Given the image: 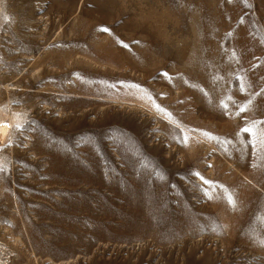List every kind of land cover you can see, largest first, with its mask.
<instances>
[{
	"label": "rangeland",
	"instance_id": "1",
	"mask_svg": "<svg viewBox=\"0 0 264 264\" xmlns=\"http://www.w3.org/2000/svg\"><path fill=\"white\" fill-rule=\"evenodd\" d=\"M0 114V264H264V0H0Z\"/></svg>",
	"mask_w": 264,
	"mask_h": 264
},
{
	"label": "snow or ice",
	"instance_id": "2",
	"mask_svg": "<svg viewBox=\"0 0 264 264\" xmlns=\"http://www.w3.org/2000/svg\"><path fill=\"white\" fill-rule=\"evenodd\" d=\"M17 127H19V125H17ZM243 131H245V132H251V129L250 128H245V129H243Z\"/></svg>",
	"mask_w": 264,
	"mask_h": 264
},
{
	"label": "bare ground",
	"instance_id": "3",
	"mask_svg": "<svg viewBox=\"0 0 264 264\" xmlns=\"http://www.w3.org/2000/svg\"><path fill=\"white\" fill-rule=\"evenodd\" d=\"M9 109H10V108H9ZM0 116H1V114H0ZM15 119H16V117H15ZM0 130H4V129H1V128H0ZM3 133H5V132L3 131Z\"/></svg>",
	"mask_w": 264,
	"mask_h": 264
}]
</instances>
